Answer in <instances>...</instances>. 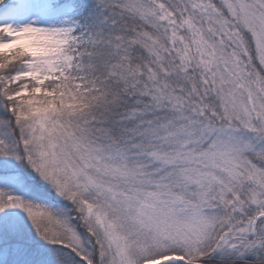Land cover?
<instances>
[{"label": "snow or ice", "instance_id": "6c2138e0", "mask_svg": "<svg viewBox=\"0 0 264 264\" xmlns=\"http://www.w3.org/2000/svg\"><path fill=\"white\" fill-rule=\"evenodd\" d=\"M0 264H264V0H0Z\"/></svg>", "mask_w": 264, "mask_h": 264}]
</instances>
